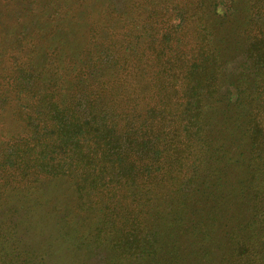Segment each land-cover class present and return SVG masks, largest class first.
<instances>
[{"label":"trees","instance_id":"obj_1","mask_svg":"<svg viewBox=\"0 0 264 264\" xmlns=\"http://www.w3.org/2000/svg\"><path fill=\"white\" fill-rule=\"evenodd\" d=\"M233 1L47 0L0 65V121L13 130L0 141V205L20 199L35 222L53 214L60 244L105 247L103 264H155L168 249L159 227L243 164L261 238L264 20L230 27ZM240 54L243 70L229 72ZM258 239L248 264H264Z\"/></svg>","mask_w":264,"mask_h":264},{"label":"rangeland","instance_id":"obj_2","mask_svg":"<svg viewBox=\"0 0 264 264\" xmlns=\"http://www.w3.org/2000/svg\"><path fill=\"white\" fill-rule=\"evenodd\" d=\"M46 1L40 0L33 12L29 0H0V65L8 67L13 59L15 37L22 31H28L32 23L47 18L51 6ZM115 2L122 7L124 0ZM254 3L261 5L258 13L251 8L255 7ZM232 4L237 9L238 16L228 24L230 27L244 26L245 19L253 14L260 18L259 21L264 20V0H234ZM244 63L246 58L242 54L237 55L227 69L231 73H239L243 70ZM3 72L0 69V74ZM7 78L6 74L0 76V93L2 81H7ZM3 118L6 123L10 121L8 114H4ZM11 133L13 130L0 121V141L3 142L4 134L9 137ZM227 171L223 186L214 192L216 196L208 199L200 197L198 203H192L183 209L180 223L171 222L172 218L181 216L179 211L169 216L171 221L166 220L159 227V245H168V249L163 251V259L156 260L155 264H248L253 254L251 244L258 239L259 235L256 233L260 227L256 217L258 204L254 200L256 188L245 165L234 164ZM219 193L222 194L221 197ZM9 200L0 205V222L6 221L1 226L9 225L1 233L4 236L0 237V264L104 263L107 256L105 247L70 244L67 248L66 244H60L61 237L56 236L58 229L54 224L53 214L50 219L48 215L43 218V207L36 206L34 209L43 219L35 222L30 217L31 212H28L30 207L18 204L20 199ZM29 218L36 224L32 226ZM34 232L37 233L36 236ZM261 236L258 240L264 241V232ZM53 238H56L55 242L52 241ZM262 245L264 246V242ZM25 247H31V251H34L32 256L22 257ZM142 264L154 263L149 259Z\"/></svg>","mask_w":264,"mask_h":264}]
</instances>
